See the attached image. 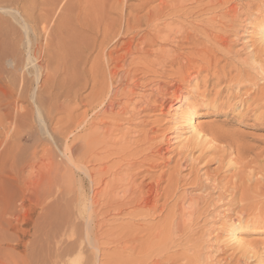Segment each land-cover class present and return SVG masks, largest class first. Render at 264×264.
I'll list each match as a JSON object with an SVG mask.
<instances>
[{"label": "rangeland", "instance_id": "1", "mask_svg": "<svg viewBox=\"0 0 264 264\" xmlns=\"http://www.w3.org/2000/svg\"><path fill=\"white\" fill-rule=\"evenodd\" d=\"M27 1L0 0V264H264V0L153 30L159 0Z\"/></svg>", "mask_w": 264, "mask_h": 264}, {"label": "bare ground", "instance_id": "2", "mask_svg": "<svg viewBox=\"0 0 264 264\" xmlns=\"http://www.w3.org/2000/svg\"><path fill=\"white\" fill-rule=\"evenodd\" d=\"M155 0H144L143 1V5H145V6H147V5H149L150 6V3H152V2H154ZM158 1V0H157ZM160 1V3H159V6H160V8H159V10L158 11H149V12H147L145 15H143V16H145V21H146V25H148L149 27H151L152 28V30H153V28H155V27H157V20H158V17L160 16V14H162V12H163V10L165 9L164 8V3H163V0H159ZM27 2H29L28 4H27V7H26V13L29 15L31 12H32V10H33V8H34V1L33 0H30V1H27ZM59 2H61V0H50V12L51 11H53L54 9H55V7L57 6V4L59 3ZM63 2V1H62ZM65 3H66V1H65ZM70 3V2H69ZM141 3H142V1H141ZM166 3V2H165ZM87 5H89V4H87ZM90 7V6H89ZM87 8V7H86ZM91 8V7H90ZM82 9V8H81ZM148 9V8H147ZM146 9V10H147ZM75 10V9H74ZM143 10V9H142ZM150 10V9H149ZM83 11H85V10H83ZM142 12H144V11H142ZM73 13V12H72ZM225 13H227V12H225ZM82 14V13H81ZM130 14V13H129ZM129 14H127V15H129ZM139 14V13H138ZM87 15V14H86ZM89 15V14H88ZM126 15V14H125ZM125 15L123 16V17H125ZM136 15V14H135ZM135 15H133V19H134V17H135ZM63 16V15H62ZM66 16V15H65ZM83 16V15H82ZM81 16V17H82ZM137 16V15H136ZM79 17V16H78ZM85 18H87V17H85ZM132 18V17H131ZM160 18V17H159ZM58 19V18H57ZM67 20H69V19H67ZM84 20V19H83ZM127 20H128V18H127ZM63 21H65V20H63ZM69 21H72V20H69ZM125 21V20H124ZM60 22H61V20H60ZM59 22V23H60ZM141 22V21H140ZM58 23V24H59ZM63 23V22H62ZM66 23H67V21H66ZM74 23V22H73ZM128 23V22H127ZM68 24H70L69 22H68ZM67 25V24H66ZM81 25V24H80ZM85 25V24H84ZM59 26V25H58ZM62 26H64V24L62 25ZM71 26V25H70ZM88 26V25H87ZM66 27V26H65ZM69 27V26H68ZM73 27V26H72ZM56 28V27H55ZM58 28H60V27H57V30H58V32H59V29ZM67 28V27H66ZM65 28V29H66ZM71 28V27H70ZM158 28V27H157ZM62 29H63V27H62ZM64 29V30H65ZM111 29V28H110ZM109 28H106V30H105V32L103 33V35H102V41H101V43H100V46L101 47H104V46H106V44H107V42L109 43V41H107V37H108V35L110 34V32L111 33H113L114 34V36L112 37V40L113 39H115L116 37H119V36H121L120 35V33L121 32H119L118 33V31L116 30V31H113L112 29L110 30ZM151 30V31H152ZM76 31V30H75ZM57 32V33H58ZM67 32H68V30H67ZM73 32V31H72ZM128 32V31H127ZM63 33V32H62ZM51 34H53L52 33V31L50 30V35ZM71 34V33H70ZM74 34V33H73ZM72 34V35H73ZM155 34V33H154ZM259 34H260V38H259V40H260V42H261V44L264 46V27L263 28H260L259 29ZM62 35V34H61ZM65 35V34H64ZM63 36V35H62ZM61 36V37H62ZM188 36V35H187ZM67 37V36H66ZM65 37V38H66ZM60 38V37H59ZM64 38V39H65ZM121 38V37H120ZM120 38H118L117 40H115V44L116 45H118L119 44V40H120ZM154 38L155 39H157V37H155L154 36ZM189 38V37H188ZM61 39H63V38H61ZM64 39L62 40L63 42H64ZM78 39V38H77ZM80 39H81V37H80ZM155 39H153V40H151V43H155L156 41H155ZM184 39V38H183ZM181 40V39H180ZM189 39H187V41H188ZM66 41V40H65ZM78 41V40H77ZM77 43V42H76ZM84 43H85V41H84ZM65 45H66V42L64 43ZM80 44V43H79ZM72 46L74 45L73 43L71 44ZM121 45V44H120ZM85 46V45H84ZM52 47H54V43L52 42V41H50V50H52L51 48ZM68 47V46H67ZM65 48V46L63 45V43L61 42V41H59V40H57V42H56V47H55V49H57V50H60L61 52H63V54H62V56L61 55H56L57 57H55L57 60H60L61 58H65L64 57V53H66L67 54V52H68V48ZM129 47V46H128ZM72 48H75L74 46L73 47H71V50H72ZM78 48V47H77ZM96 48V47H95ZM130 48V47H129ZM98 49V48H97ZM75 50V49H74ZM59 51V52H60ZM141 51H143V50H141ZM58 52V51H57ZM60 52V53H61ZM73 51H71V53H72ZM77 52V51H76ZM75 52V53H76ZM77 54H78V52H77ZM127 54H130V50H128L127 51ZM75 55V54H74ZM67 56V55H66ZM107 56V55H106ZM263 56H264V52H263ZM76 57V56H75ZM250 57V56H249ZM252 58H255V59H259L258 57H255L254 55H252L251 56ZM50 58H52V57H50ZM70 58H71V56H70ZM107 58H108V56H107ZM123 58H125V57H123ZM67 59V58H66ZM65 59V60H66ZM74 59V57L71 59V61ZM57 60H56V62H57ZM80 60V59H79ZM50 61H52V60H50ZM74 61V60H73ZM54 62V61H53ZM59 62V61H58ZM67 62H69V60H67ZM253 62H256V60H254L253 59ZM252 62V63H253ZM70 63V62H69ZM73 63H75V62H73ZM64 64V63H63ZM60 65V64H59ZM257 66L256 67H254V68H252L254 71H256V76H260V77H264V65H258V64H256ZM72 67H74V65L73 64H71V68ZM76 68V67H75ZM74 68V69H75ZM63 70V69H62ZM73 70V69H72ZM78 70V69H77ZM74 71V70H73ZM75 72V71H74ZM73 72V73H74ZM76 73H77V71H76ZM114 73V72H113ZM70 74H72L71 72H70ZM79 74V73H78ZM52 75V74H51ZM73 75V74H72ZM249 75H251V74H249ZM249 75H247V78L248 77H251V76H249ZM68 76H70V75H68ZM75 77V76H74ZM73 77V78H74ZM70 78V77H69ZM68 78V79H69ZM261 78V79H262ZM53 79V78H52ZM70 79H72V78H70ZM260 79V78H259ZM54 83V82H53ZM54 85H52V86H50V87H53ZM61 87V86H60ZM71 88V87H70ZM69 88V89H70ZM51 89V88H50ZM174 109H177L178 111H179V113H178V118H177V121H176V128H175V130L176 131H178V132H176L175 133V135H177V137H180L181 135H184V134H180L179 132L180 131H186V134H190V135H192L193 137H195V138H200L201 137V131H200V129L198 128V126L196 125V114H195V112H194V110H187L186 108H183V105H179V106H177V107H175ZM178 133H179V135H178ZM11 144V143H10ZM9 144V145H10ZM4 145V144H3ZM0 147H1V142H0ZM7 148V147H6ZM7 150V149H6ZM7 152V151H6ZM2 153H1V151H0V155H1ZM7 157V156H6ZM5 157V158H6ZM211 182V181H210ZM229 238H230V240L233 242V243H238V237H237V233H236V230L235 229H233V230H231L230 232H229Z\"/></svg>", "mask_w": 264, "mask_h": 264}]
</instances>
